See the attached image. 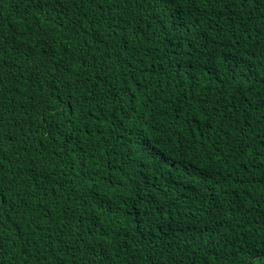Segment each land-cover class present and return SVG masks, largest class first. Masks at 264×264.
Masks as SVG:
<instances>
[{
    "label": "trees",
    "instance_id": "trees-1",
    "mask_svg": "<svg viewBox=\"0 0 264 264\" xmlns=\"http://www.w3.org/2000/svg\"><path fill=\"white\" fill-rule=\"evenodd\" d=\"M263 18L0 0V264H264Z\"/></svg>",
    "mask_w": 264,
    "mask_h": 264
},
{
    "label": "clouds",
    "instance_id": "clouds-1",
    "mask_svg": "<svg viewBox=\"0 0 264 264\" xmlns=\"http://www.w3.org/2000/svg\"><path fill=\"white\" fill-rule=\"evenodd\" d=\"M147 104H149V103H146L145 105H147ZM158 141H160V140H158ZM160 142H162V141H160ZM261 214H263V213H261ZM103 221H104L103 217L99 218V217L91 215L90 217H86L84 220H82L81 224L83 226H85L87 231H90L91 229L99 228L100 226H102Z\"/></svg>",
    "mask_w": 264,
    "mask_h": 264
}]
</instances>
